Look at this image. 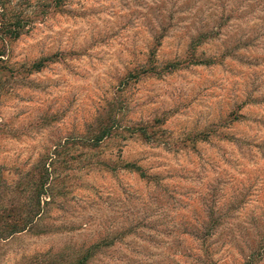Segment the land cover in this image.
Wrapping results in <instances>:
<instances>
[{"label": "rangeland", "instance_id": "rangeland-1", "mask_svg": "<svg viewBox=\"0 0 264 264\" xmlns=\"http://www.w3.org/2000/svg\"><path fill=\"white\" fill-rule=\"evenodd\" d=\"M51 7L0 62V203L52 170L0 264H264V0ZM111 117L122 136L90 146Z\"/></svg>", "mask_w": 264, "mask_h": 264}, {"label": "trees", "instance_id": "trees-1", "mask_svg": "<svg viewBox=\"0 0 264 264\" xmlns=\"http://www.w3.org/2000/svg\"><path fill=\"white\" fill-rule=\"evenodd\" d=\"M59 5L60 0H0V62L3 60L5 48L9 42L13 41L23 32L28 30L32 23L41 20V18L47 14L51 6L54 11ZM39 64V61L35 62L34 67H39ZM175 64L176 62H168L166 67H170L171 65L175 66ZM233 119H236V115L232 111L226 115L225 119H223L220 124L225 123V121H232ZM160 122L161 120L158 118L151 120L150 123L133 121L124 126L122 131L123 133L128 131L130 132V135L135 134L143 139H147L148 137H152L150 134L154 132V130L149 129L152 128L154 124H159ZM117 130L118 125H116L113 117L107 118L103 121L98 120L95 125V130L89 134L87 140L89 141L90 146H97L103 139L110 137V134L111 138H113L116 134L121 132ZM213 131L214 129L207 128L200 131V133L193 134V137H188L186 140L193 143L195 136L198 135V138L205 139L206 136ZM51 155H55L54 151L51 152ZM47 164H52V158L49 159V163ZM45 165L46 163L40 160L35 168L36 171H30L26 180L23 182L17 181L11 186V191L15 189L17 193L21 194L19 195L21 196V199H17L15 202L9 200L8 202L0 203V240L19 233L32 225L42 211V204L48 203L49 197L52 196V193L49 190L50 186L47 179L52 170L51 167L48 169V166ZM123 166L126 167L128 165L125 163ZM134 168V170H138V167ZM139 173L142 174L141 172ZM0 177V186L8 188L1 173ZM44 194L48 199L43 197ZM86 256V253L81 255L76 259L75 263H81V260ZM44 264L60 263L50 260Z\"/></svg>", "mask_w": 264, "mask_h": 264}]
</instances>
